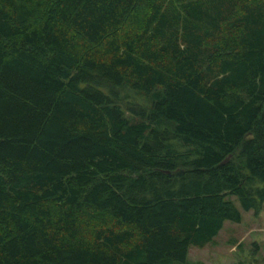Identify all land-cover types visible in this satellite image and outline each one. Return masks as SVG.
<instances>
[{
    "label": "trees",
    "instance_id": "16d2710c",
    "mask_svg": "<svg viewBox=\"0 0 264 264\" xmlns=\"http://www.w3.org/2000/svg\"><path fill=\"white\" fill-rule=\"evenodd\" d=\"M264 202V0H0V264H186Z\"/></svg>",
    "mask_w": 264,
    "mask_h": 264
},
{
    "label": "rangeland",
    "instance_id": "374dc122",
    "mask_svg": "<svg viewBox=\"0 0 264 264\" xmlns=\"http://www.w3.org/2000/svg\"><path fill=\"white\" fill-rule=\"evenodd\" d=\"M240 212V220H225L203 247L191 245L186 264H264V202L259 211L243 210L236 197H227Z\"/></svg>",
    "mask_w": 264,
    "mask_h": 264
}]
</instances>
